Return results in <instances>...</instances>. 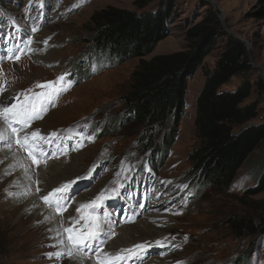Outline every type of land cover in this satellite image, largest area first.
<instances>
[{"label": "rangeland", "instance_id": "374dc122", "mask_svg": "<svg viewBox=\"0 0 264 264\" xmlns=\"http://www.w3.org/2000/svg\"><path fill=\"white\" fill-rule=\"evenodd\" d=\"M108 7L151 14L169 11L168 36L145 60L186 50L188 32L204 21L212 7L223 15L226 27L250 45L253 64L264 72V0H0V87L5 89L0 92V101L4 102L0 103V108L23 103L26 95L35 99V93L46 91L36 87L37 84L55 82L61 76L65 77L63 85L57 87L71 83L67 91L60 92L51 101H43L41 107L46 111L41 113V119L34 120L27 128L13 124L21 129V138L31 136L30 132H23L27 129L43 137L38 143L46 147L42 148L46 152L37 151L33 147L35 141H29L34 155L41 161L39 165L34 164L28 152L16 143V135L3 119L0 120L4 132L9 135L8 141L0 140V149L12 148L22 153L21 170L31 180L21 185H29L28 191L40 201H43L41 196L61 184L76 181L73 199L61 201L66 208L62 215L53 205L43 201L47 210H54L59 217L61 233L65 235L62 237L57 234L58 228L55 231L44 226L31 233L30 221L20 223L19 212H11L12 198L16 194L6 192L15 175L10 172L0 179V264H68L66 262L74 257L70 258L67 253L57 255L61 246L69 247L73 256L79 254L94 264L105 260V254L107 257L109 254L107 246L116 249L112 244L118 236L114 225L79 249L68 241L64 228L71 226L74 220L79 221L76 228L83 225L81 213L76 211L81 204L77 207L74 204L83 194L96 197L101 191L112 189L116 193L104 201L110 204L112 219L123 221L126 210L131 215L138 208L142 210L139 212L162 215L155 227L164 231V235L136 244L147 243L146 247H150L151 257L147 259L150 257L159 264L164 261L170 264H233L247 254L246 264H264V237L258 241L248 236L238 238L227 225L229 216L255 215L264 207V193L253 198L246 195L257 183L248 163L238 171L231 187L222 191L199 184L189 159L197 145L194 120L197 98L206 81L205 71L215 69L225 40H218L197 72L188 79L186 115L169 151L164 155L151 149L145 152L138 143L142 129L125 120L122 100L141 60L109 65L91 53L96 35L92 15ZM223 31L227 33L224 28ZM17 55L18 61L14 59ZM255 66L254 82L262 77ZM240 83L239 78H234L223 89L233 90ZM252 102L259 106V118L255 122L264 120V92L255 89L248 100ZM166 131L156 135L158 143ZM75 160L80 163L72 178L45 189L44 171L48 173L58 162L69 176L68 167ZM252 160L264 162V149L257 151L250 158ZM4 163L7 161H0V176L8 169ZM261 212L264 216V210ZM92 214L99 222L105 218L100 207ZM135 214L137 220L142 218L141 214ZM124 250L119 248L117 253H111L113 257L128 255ZM122 261L134 264L130 257L112 259L111 264H123Z\"/></svg>", "mask_w": 264, "mask_h": 264}, {"label": "trees", "instance_id": "16d2710c", "mask_svg": "<svg viewBox=\"0 0 264 264\" xmlns=\"http://www.w3.org/2000/svg\"><path fill=\"white\" fill-rule=\"evenodd\" d=\"M169 15L168 10L151 14L116 7L92 15L96 35L91 53L97 59L109 65L141 60L131 76L128 92L122 97L125 120L142 129L138 143L145 152L151 149L167 153L186 115L188 79L218 40L224 39L226 45L216 67L205 71L206 81L197 98V145L189 156L192 173L203 187L227 191L238 171L248 163L257 183L248 190L247 197L264 193V162L250 161L257 151L264 149V120L255 122L259 106L248 103L255 89L264 92V79L252 80L255 69L248 47L224 33L219 13L210 7L204 21L188 32L186 50L145 60L167 38ZM234 78L241 80L239 86L224 90L223 86ZM165 131L158 143L156 135ZM261 211L229 216L227 225L232 234L238 238L252 237L254 241L263 238ZM248 257L246 254L233 264H246Z\"/></svg>", "mask_w": 264, "mask_h": 264}, {"label": "bare ground", "instance_id": "6f19581e", "mask_svg": "<svg viewBox=\"0 0 264 264\" xmlns=\"http://www.w3.org/2000/svg\"><path fill=\"white\" fill-rule=\"evenodd\" d=\"M2 104H4V102H2ZM2 123L3 122L0 120V134H3V136H4L3 141H8L7 137L9 134H5ZM32 129H34V128H31V130ZM23 132L24 133L25 132L32 133V131H29V129H27L26 131H23ZM42 133H44V132H42ZM20 136H21V134H20ZM39 140L40 139L35 140V142L33 143V147L37 151L46 152L45 149H42V148H46V147L40 145L38 143ZM30 142H31V140H30ZM47 148H48V145H47ZM22 156H23L22 153H20L18 151L16 152L12 148L11 149L10 148L9 149L8 148L0 149V161H7V163H4V166L8 167L7 170L1 172L0 179L3 178L4 175H6V174H10V172H13L15 175L14 180H12L6 188V192L8 195L12 194V193L16 194L12 198L11 212L12 213H14L15 211L19 212L20 223L21 222L24 223L25 221L31 222V227L29 228V231L31 233L33 231L36 232L39 229L46 226L47 228H52L54 230L55 229L57 230V228H58L57 234L58 235L61 234L62 237L65 236L63 233H61L62 227H61V225H59V217L55 215V211L54 210L53 211L47 210L45 205H43L44 202L40 201L39 197H36L33 193L31 194L28 191L27 186H29V185H26V186L21 185L22 182L24 184L26 182V184H27L31 180L29 178V175L26 172H24L23 170H21L22 169V162H23ZM78 162L80 163V161H78ZM78 162H76V160H75L73 162V164L68 167V168H70V171H71V174L69 176H67V172L61 168V165L58 162L54 165V168H51L49 170L48 173H45L46 171H44L42 182H45V185H46L45 189H49V188L52 189L51 188L52 185L54 186L58 183L60 184L62 182V180H64V179L72 178V176L75 175L77 170L79 169V167L77 166ZM11 167L13 168V170L11 169ZM41 173H42V170H41ZM66 183L67 182H65L63 184H66ZM63 184H61V185H63ZM73 186H74V184H72L69 191L65 194V198L73 199V196H74L73 193H76ZM69 192H71V197H68V195H67ZM94 198L95 197L93 194L85 193L82 195V199L81 200L76 199L77 201H75L74 204L77 207L80 204H82L84 201L86 202V204L89 203ZM109 205L110 204L106 201L100 207V209L103 210V214L105 215V218H103L100 222L101 231H100L99 236H102V234L107 233L106 228L108 226L114 225V227L117 229L116 233L118 236H117V238L115 237V241H113V243L112 242H109V243H112L116 249L119 250V248H123V249L132 248V247L135 248L136 244L139 242H144L148 239L150 240V238H155V237L164 235V231L159 230L155 227L159 223V218H161L162 215H159V214L154 215L155 213L149 214L147 211H145L144 213L139 212V210H141V209L138 208V209L134 210L133 212L141 214V216H142L141 219L137 220L135 213L130 215V211L126 210L125 215L123 216L124 220L118 222V221L112 219V217L110 216L111 214H110ZM72 210H75V209H72ZM72 216H74V213L68 217L71 218ZM129 217H131V218H129ZM134 221H136V222H134ZM57 234H55V235H57ZM60 244L63 245L61 243V241H60ZM145 244H147V243H145ZM149 248L150 247H146L143 250L137 249L136 251H137L138 255L130 256V258H132V263H134V264H159L158 262H156L152 258H150L151 255H150ZM69 249L70 248L67 246H61L60 252H59L60 256L67 253ZM106 249H108L107 251L109 252L108 257H113V255L111 253L112 251L115 253H117V251H118L116 249H112L111 245H108ZM104 253H105V251H104ZM148 256H150V257L147 259ZM73 257L74 258L68 260L66 263H68V264H84V263L94 264L91 259L87 260L85 257H83L79 254H75ZM125 257H129V255H125ZM122 262H123V264H127L125 261H122ZM163 264H170V262L164 261Z\"/></svg>", "mask_w": 264, "mask_h": 264}, {"label": "snow or ice", "instance_id": "6c2138e0", "mask_svg": "<svg viewBox=\"0 0 264 264\" xmlns=\"http://www.w3.org/2000/svg\"><path fill=\"white\" fill-rule=\"evenodd\" d=\"M37 29H33V31H36ZM28 44H31V41H28ZM27 47V45H26ZM31 51V49H29ZM11 58V57H10ZM16 61L20 59V57L17 55L14 57ZM65 77L61 76L58 77L57 81H49L44 84H37L36 87L45 89L46 91H42L40 93H35V99H30L27 95L25 96V101L23 103H13L9 106H4L3 108H0V119H3V121L7 124L8 128L11 129L12 134L16 135V143L23 148L25 151L28 152L29 156L32 159V162L34 164L39 165L41 161L37 159V157L33 153L32 145L30 144V139L32 141H35L36 139H43L42 136L36 131H33L31 133V136L25 135L23 138L19 136V132L21 129H17L16 127H13V124H19L21 125V128H27L31 125V123L34 120L41 119L42 115L41 113L43 111H46L44 107H41L44 100L51 101L53 97H56L59 95L62 91H67L69 87H71V83H69L67 86L57 87V85H63ZM5 89L3 87H0V92H3ZM31 92V90H29ZM18 100V98H17ZM2 103V101H0ZM52 135H56L53 133ZM3 139V134H0V140ZM46 163V161H44ZM76 181H71L69 183L63 184L55 189H53L51 192L47 193L46 195L42 196L43 201L45 204L53 205L57 211L58 214H63L64 211H66V208L64 204L61 203L65 199V194L69 191L72 184H74ZM39 191V189H38ZM116 193L115 189L112 190H105L101 191L93 200H91L87 204H81L78 209H76L77 212H80V219L84 221L83 225H81L79 228H76L75 225L79 223L78 220H74L73 224L67 228H64V232L67 233V239L68 241L73 245V247L79 249L81 245H87L89 241L95 240L101 231V225L99 222V219L93 215L92 213L95 212V210L98 207H101L105 200L111 199L112 195ZM88 209H91V212H87ZM84 210V211H82ZM187 239V237L185 238ZM63 242V241H61ZM159 244L160 242L157 241ZM146 247V245L138 244L135 246L134 249H125L124 252H126L129 257L130 256H136L138 255V250H143ZM57 255H60L57 253ZM67 255L72 258L73 253L69 249L67 252ZM103 261H100L99 264H111L112 259H125L126 257L123 255H117L116 257H107Z\"/></svg>", "mask_w": 264, "mask_h": 264}, {"label": "water", "instance_id": "95a60500", "mask_svg": "<svg viewBox=\"0 0 264 264\" xmlns=\"http://www.w3.org/2000/svg\"><path fill=\"white\" fill-rule=\"evenodd\" d=\"M213 3V2H212ZM214 4V3H213ZM220 19H221V21H222V25H223V28L225 29V31L229 34V35H231V36H233V37H235L236 39H238V40H240L231 30H229L228 29V27H226V25H225V21H224V18H223V15H220ZM243 42V41H242ZM246 46L248 47V50H249V52H250V54H251V47H250V45L249 44H246ZM253 66H255L254 64H253ZM256 68H258L259 69V71H260V74H261V76L263 77V79H264V72H263V70L260 68V67H258V66H255Z\"/></svg>", "mask_w": 264, "mask_h": 264}]
</instances>
